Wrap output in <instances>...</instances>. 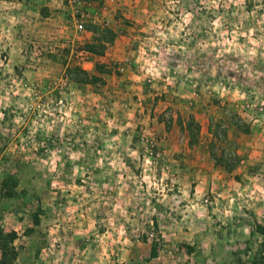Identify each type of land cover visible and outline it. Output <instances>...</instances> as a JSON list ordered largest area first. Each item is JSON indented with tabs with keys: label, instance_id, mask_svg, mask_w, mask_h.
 <instances>
[{
	"label": "rangeland",
	"instance_id": "1",
	"mask_svg": "<svg viewBox=\"0 0 264 264\" xmlns=\"http://www.w3.org/2000/svg\"><path fill=\"white\" fill-rule=\"evenodd\" d=\"M81 2L0 0V264H264V0Z\"/></svg>",
	"mask_w": 264,
	"mask_h": 264
},
{
	"label": "trees",
	"instance_id": "2",
	"mask_svg": "<svg viewBox=\"0 0 264 264\" xmlns=\"http://www.w3.org/2000/svg\"><path fill=\"white\" fill-rule=\"evenodd\" d=\"M0 239H2L4 242L3 244L2 243L0 244V247H1V252L3 254V257H5L7 256L8 253H11L8 243L13 241L14 233H8L4 235V237H2V235L0 234ZM151 257L152 258L156 257L155 248H152Z\"/></svg>",
	"mask_w": 264,
	"mask_h": 264
},
{
	"label": "built area",
	"instance_id": "3",
	"mask_svg": "<svg viewBox=\"0 0 264 264\" xmlns=\"http://www.w3.org/2000/svg\"><path fill=\"white\" fill-rule=\"evenodd\" d=\"M73 3H74L75 8L82 6L81 0H73ZM74 16H75L74 18H75V22H76V24H75L76 30H78V31L84 30V21L82 20L84 16L82 15V13L78 12V10H77V12H75Z\"/></svg>",
	"mask_w": 264,
	"mask_h": 264
}]
</instances>
